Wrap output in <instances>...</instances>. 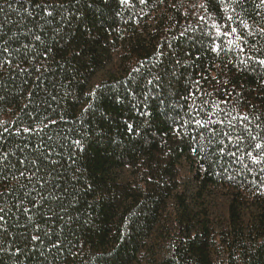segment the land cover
Returning a JSON list of instances; mask_svg holds the SVG:
<instances>
[{"label": "trees", "instance_id": "1", "mask_svg": "<svg viewBox=\"0 0 264 264\" xmlns=\"http://www.w3.org/2000/svg\"><path fill=\"white\" fill-rule=\"evenodd\" d=\"M260 60L261 0H0V264H264Z\"/></svg>", "mask_w": 264, "mask_h": 264}, {"label": "snow or ice", "instance_id": "2", "mask_svg": "<svg viewBox=\"0 0 264 264\" xmlns=\"http://www.w3.org/2000/svg\"><path fill=\"white\" fill-rule=\"evenodd\" d=\"M122 2H123V0H122ZM261 3H264V0H261ZM244 26L247 27V25H244ZM236 31H237L236 28H232V30H231L232 33H235ZM220 34H221V33H220V30L217 29V35H220ZM229 34H230V33H227V32L223 33V35H225V36H227V35H229ZM214 50H215V49H214ZM259 63H260L261 65H264V60H260ZM244 119L246 120L247 117H245ZM196 123L199 124L200 121H196ZM256 147H257V148H261V145H260V144H257ZM249 155L251 156V153H249ZM255 159H256V157H253V160H255Z\"/></svg>", "mask_w": 264, "mask_h": 264}]
</instances>
